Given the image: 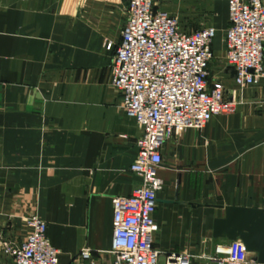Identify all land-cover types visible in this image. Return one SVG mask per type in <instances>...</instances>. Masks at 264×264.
Wrapping results in <instances>:
<instances>
[{
  "label": "crops",
  "instance_id": "crops-1",
  "mask_svg": "<svg viewBox=\"0 0 264 264\" xmlns=\"http://www.w3.org/2000/svg\"><path fill=\"white\" fill-rule=\"evenodd\" d=\"M126 4L0 0V230L37 213L62 262L85 246L98 264L109 255L111 197L140 182L129 167L141 133L135 118L113 86L90 92L109 69ZM177 6L160 0L156 7ZM232 97L241 98L236 111L181 129L162 145L153 213L160 262L166 252L208 254L225 242L211 235L223 205L264 207V79ZM11 263L0 252V264ZM191 264L217 263L194 257Z\"/></svg>",
  "mask_w": 264,
  "mask_h": 264
},
{
  "label": "built area",
  "instance_id": "built-area-1",
  "mask_svg": "<svg viewBox=\"0 0 264 264\" xmlns=\"http://www.w3.org/2000/svg\"><path fill=\"white\" fill-rule=\"evenodd\" d=\"M160 0H127L120 39L109 63V82L120 93V104L137 121L141 133L130 170L140 182L130 194H114L112 237L107 253L113 264H191L203 257L217 264H264L245 249L239 238L214 245L213 252L195 255L170 251L160 262L153 245L158 223L153 217L162 145L185 128H203L215 115L236 111L241 98L226 95L223 80L209 79L213 24L187 28L157 8ZM228 20L222 33L223 67L233 68L237 93L264 79V0H225ZM27 232L17 246L0 235V250L12 254V264H97L92 249H80L62 262L47 236V223L37 213L25 217ZM112 264V263H111Z\"/></svg>",
  "mask_w": 264,
  "mask_h": 264
},
{
  "label": "rangeland",
  "instance_id": "rangeland-1",
  "mask_svg": "<svg viewBox=\"0 0 264 264\" xmlns=\"http://www.w3.org/2000/svg\"><path fill=\"white\" fill-rule=\"evenodd\" d=\"M178 4L177 7L165 9L167 12L175 15L179 22L186 26L187 28H195L201 24L210 23L213 24L216 28V34L213 38L212 48H215L218 44L222 46V33L226 27L228 15H227V5L225 0H169ZM111 45V43H110ZM221 55V54H220ZM214 50L213 56L210 60L208 71L209 79L212 80L216 77H219L223 80L224 86L226 88V95L237 93L236 86L231 84L230 75L222 73L223 67V58L219 57ZM104 86L111 87L109 82V69L106 70L105 76L103 78V83H90V92H100L101 88ZM98 87V89H97ZM94 99L90 98V105L93 106ZM123 111L124 108L119 104ZM131 118L134 119L133 116ZM135 120V119H134ZM137 126L139 127L137 121L135 120ZM140 129V127H139ZM20 198V196H18ZM10 222V221H9ZM3 230H0V235L5 238L13 241L11 244L12 247L17 246L20 243L22 236L25 234L26 223L25 217H19L18 219H12L11 226L3 227ZM1 252V250H0ZM5 254V253H4ZM11 258L12 254H6ZM114 257L108 255L105 258L99 260V264H113ZM12 264V263H11ZM98 264V262H97Z\"/></svg>",
  "mask_w": 264,
  "mask_h": 264
},
{
  "label": "water",
  "instance_id": "water-1",
  "mask_svg": "<svg viewBox=\"0 0 264 264\" xmlns=\"http://www.w3.org/2000/svg\"><path fill=\"white\" fill-rule=\"evenodd\" d=\"M223 209V215L212 220L211 235L225 240L239 238L257 261L264 262V207L226 204Z\"/></svg>",
  "mask_w": 264,
  "mask_h": 264
}]
</instances>
